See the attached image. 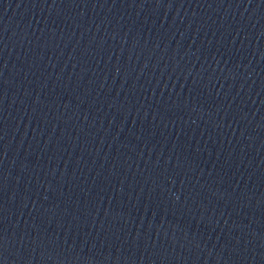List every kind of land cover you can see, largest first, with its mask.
Listing matches in <instances>:
<instances>
[{"label":"water","instance_id":"95a60500","mask_svg":"<svg viewBox=\"0 0 264 264\" xmlns=\"http://www.w3.org/2000/svg\"><path fill=\"white\" fill-rule=\"evenodd\" d=\"M0 264H264V0H0Z\"/></svg>","mask_w":264,"mask_h":264}]
</instances>
